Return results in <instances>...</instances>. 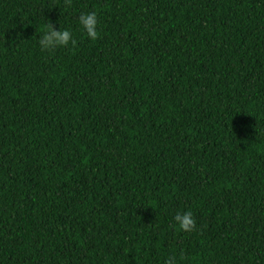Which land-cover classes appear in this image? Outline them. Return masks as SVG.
<instances>
[{"label":"trees","instance_id":"16d2710c","mask_svg":"<svg viewBox=\"0 0 264 264\" xmlns=\"http://www.w3.org/2000/svg\"><path fill=\"white\" fill-rule=\"evenodd\" d=\"M172 255L264 264V0H0V264Z\"/></svg>","mask_w":264,"mask_h":264},{"label":"clouds","instance_id":"9594fccd","mask_svg":"<svg viewBox=\"0 0 264 264\" xmlns=\"http://www.w3.org/2000/svg\"><path fill=\"white\" fill-rule=\"evenodd\" d=\"M71 6L72 0H65V7L71 8ZM78 21L86 32L88 38L92 41L98 39V15L95 11L81 13L78 16ZM38 43L42 52L54 53L58 48L67 47L69 43L75 47L77 41L73 38L70 30L61 28L57 30L53 23L50 20H47L45 30L39 37ZM174 221L178 229L185 233H191L197 228L193 213L190 210L183 213L178 212L174 216ZM165 264H178L177 257L175 255L169 256L165 261Z\"/></svg>","mask_w":264,"mask_h":264}]
</instances>
